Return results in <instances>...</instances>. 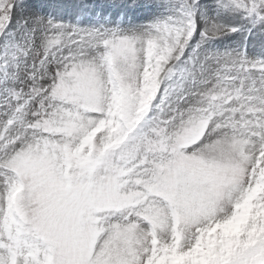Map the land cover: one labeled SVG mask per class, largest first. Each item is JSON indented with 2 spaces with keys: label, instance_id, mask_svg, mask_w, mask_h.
I'll return each mask as SVG.
<instances>
[{
  "label": "snow or ice",
  "instance_id": "obj_1",
  "mask_svg": "<svg viewBox=\"0 0 264 264\" xmlns=\"http://www.w3.org/2000/svg\"><path fill=\"white\" fill-rule=\"evenodd\" d=\"M0 264H264V0H0Z\"/></svg>",
  "mask_w": 264,
  "mask_h": 264
}]
</instances>
